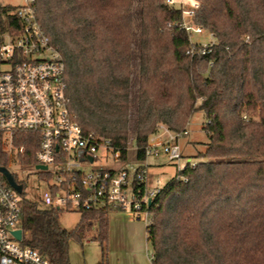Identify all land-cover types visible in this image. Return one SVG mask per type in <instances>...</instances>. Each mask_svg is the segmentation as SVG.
I'll list each match as a JSON object with an SVG mask.
<instances>
[{"label":"trees","instance_id":"obj_1","mask_svg":"<svg viewBox=\"0 0 264 264\" xmlns=\"http://www.w3.org/2000/svg\"><path fill=\"white\" fill-rule=\"evenodd\" d=\"M135 1L33 0L36 20L64 63L75 120L127 157L138 19L134 160H145L158 125L184 132L196 111L207 138L195 166L170 178L147 209L151 264H264V0H198L192 24L214 37L202 57L186 55L178 9L164 0ZM17 8L0 4V33L20 28L11 15ZM33 139L21 133L14 140L26 147L23 166L34 164ZM8 165L0 139V167ZM19 198L22 243L51 264H69V242L90 234L106 255L110 211L83 210L67 231L60 212Z\"/></svg>","mask_w":264,"mask_h":264},{"label":"built area","instance_id":"obj_2","mask_svg":"<svg viewBox=\"0 0 264 264\" xmlns=\"http://www.w3.org/2000/svg\"><path fill=\"white\" fill-rule=\"evenodd\" d=\"M164 1L180 11L177 27L189 37L186 55L209 54L214 45L210 33L206 43H194L190 38L191 34L203 32L192 24L199 1ZM32 4L33 0H26L11 13L20 20V28L0 33V139L9 165L11 161L20 162L19 157L26 153V147L14 145V140L21 133H30L34 139L29 145L36 147L32 166L39 178L49 183L42 197L45 210H129L136 218L143 211L151 217L147 204L163 188L160 178L153 189H148L143 161L131 173L123 167L107 169L102 162L96 163L102 159L105 162L109 156L110 161L121 160L122 152L109 140L93 132L85 133L76 122L67 94L64 63L36 20ZM186 135L187 131L172 132L158 125L144 147L145 159L161 151L175 163L178 173L182 170L178 165L182 159L179 141ZM187 162L191 167L196 164L190 159ZM87 165L90 167L85 170ZM3 179L0 178V264H51L23 245L20 195ZM15 231L21 232L20 240L15 238Z\"/></svg>","mask_w":264,"mask_h":264},{"label":"rangeland","instance_id":"obj_3","mask_svg":"<svg viewBox=\"0 0 264 264\" xmlns=\"http://www.w3.org/2000/svg\"><path fill=\"white\" fill-rule=\"evenodd\" d=\"M26 0H0L1 5H9L19 7L25 4ZM138 1L135 4L138 7ZM137 10V8H136ZM134 39H133V55L131 61V89L129 101V137L127 143V157L123 160H112L109 156L105 162L96 160V163L104 168H125L130 171L138 163L134 160L135 150V130H136V113H137V87H138V19L134 21ZM191 40L194 43H206L209 41V35L206 31L201 34H191ZM204 116L201 111H196L187 123V135L180 139L179 146L181 153L189 156L191 162H197L194 158L195 154L204 151L202 145L207 141L206 135L202 131L204 124ZM182 156V154H181ZM187 158V157H185ZM182 158L178 161V165L183 168L188 164L187 160ZM143 164L147 167V185L148 189H153L156 179L160 178L161 184H165L170 178L176 174L177 166L174 162L168 160L163 152H159L156 156H147ZM87 165L85 170H88ZM85 168V167H84ZM7 170L12 174L15 181L22 185V196L38 205L39 209H44L42 205V197L48 188V182L39 178V173L33 166H23L20 162L11 161ZM130 189V185H129ZM20 195V196H21ZM133 212L112 210L108 213V239L106 255L102 258L101 247L98 242L92 239V235H87L81 241H70L68 244L69 264H151V247L146 241L145 227L151 217L144 211L139 213V217H135ZM134 216V217H133ZM80 220V214L75 212L61 213L59 215V225L71 231L75 228Z\"/></svg>","mask_w":264,"mask_h":264},{"label":"water","instance_id":"obj_4","mask_svg":"<svg viewBox=\"0 0 264 264\" xmlns=\"http://www.w3.org/2000/svg\"><path fill=\"white\" fill-rule=\"evenodd\" d=\"M37 169L45 170V167H36ZM0 175L4 178L7 184L15 190V192L19 195L22 194V186L17 184L14 180L12 174L7 170V168L0 167ZM148 207L151 205V201H148ZM14 236L17 240H20L21 232L15 231Z\"/></svg>","mask_w":264,"mask_h":264},{"label":"crops","instance_id":"obj_5","mask_svg":"<svg viewBox=\"0 0 264 264\" xmlns=\"http://www.w3.org/2000/svg\"><path fill=\"white\" fill-rule=\"evenodd\" d=\"M182 154V158H185V157H187V158H185V159H189V156H187L186 154H183V153H181ZM145 162V161H144ZM148 167V166H147Z\"/></svg>","mask_w":264,"mask_h":264}]
</instances>
